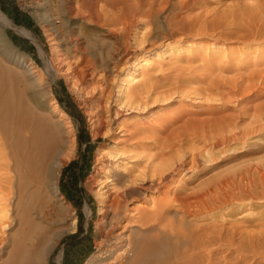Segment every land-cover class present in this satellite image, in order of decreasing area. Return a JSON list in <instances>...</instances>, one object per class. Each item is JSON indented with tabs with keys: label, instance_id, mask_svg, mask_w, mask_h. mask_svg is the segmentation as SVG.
I'll use <instances>...</instances> for the list:
<instances>
[{
	"label": "bare ground",
	"instance_id": "bare-ground-1",
	"mask_svg": "<svg viewBox=\"0 0 264 264\" xmlns=\"http://www.w3.org/2000/svg\"><path fill=\"white\" fill-rule=\"evenodd\" d=\"M202 1L77 0L67 5L68 13L73 14L70 17L80 16L87 26L99 28L98 39L110 43L108 49L96 51L90 42H85L86 49L75 39L73 47L79 52L74 60L76 71L73 76L61 72L69 83L75 77L84 84L95 78L97 109L90 119V132L93 139L106 140L94 165L100 176L85 183L90 190L97 188L100 220L96 225L102 233L85 264H234L248 255L264 259V221L248 230L241 224L197 223V218L227 204L262 202L264 164L218 175L191 191L177 186L182 170L195 171L229 150L232 143L264 130V102L232 114H224L215 105L231 102V96L248 95L258 84H251L258 72H247L246 78L236 73L230 79L220 72L237 69L231 54L244 52L229 43L264 41V0H260V8L257 4L258 29L245 32L221 31L229 20L222 13L218 17L202 11ZM196 7L202 12L193 14ZM235 20L240 23L242 17ZM0 21L41 49L30 30L1 12ZM82 30L78 33L84 37ZM220 48L232 53L225 57ZM220 51L224 57H219ZM185 52L184 60L180 54ZM172 53L175 60L163 68L161 59ZM154 57L157 62L148 59ZM181 59L183 65L178 64ZM46 64L51 71H61L53 56L46 58ZM215 64L217 69L203 73L204 79L193 78L195 72ZM202 80L206 83L196 85ZM244 80L254 81L248 85ZM226 84L230 86L225 88ZM0 99V264H45L52 239L47 225L39 220L44 212L33 206L38 196L30 185L32 178H41L50 213L68 207L59 196L56 175L72 156L73 133L67 115L57 106L50 107L46 124L43 113L23 112L20 96L9 86L2 90L0 85ZM13 116L19 121L11 127ZM244 117L249 119L245 125L240 123ZM110 141L113 146L105 149ZM147 195L149 202L138 199ZM85 208L89 215L90 209ZM14 221L17 226L11 228ZM75 222L72 219L68 228Z\"/></svg>",
	"mask_w": 264,
	"mask_h": 264
},
{
	"label": "rangeland",
	"instance_id": "rangeland-1",
	"mask_svg": "<svg viewBox=\"0 0 264 264\" xmlns=\"http://www.w3.org/2000/svg\"><path fill=\"white\" fill-rule=\"evenodd\" d=\"M71 1L74 2L77 0ZM71 1L0 0V12L8 19L12 20L16 25L23 26L30 30L38 38L41 48L39 49V47L29 38L18 34L8 26H4L0 21V85H2V90H7L9 86L12 92L20 96V99L25 107L23 112L29 115L43 113L46 118V124L48 123L46 114L49 112L50 107H52V105L55 107L57 106L67 115L65 119H67L73 133V141L70 142V148L73 151L72 156L68 159H65L64 164L60 167L59 175H56L59 196H61L63 202L66 203L68 207L64 208L58 213H50L49 209L47 208L49 199L43 195V188L41 187L40 183L41 178H32L33 183L30 185L31 189L36 190L38 196L33 206L37 211L41 209V212H44L45 214L43 219H39L41 218L39 216L38 219L44 221L43 224L47 225L45 226L48 228V234H50L48 236H51L49 238L52 239V241H50L52 246L46 255L45 264H85L86 260L96 249L95 241L98 240L102 235V233L97 229L96 225L100 220V215L98 214V199L95 191L97 188L94 186L92 188L93 190H90L87 186H85V183L89 179L92 177L96 179L100 176V172H96L94 165L97 163L96 158L98 157L99 152L102 151L101 149H104L103 142H106V140L101 137L93 139L90 132V119L93 117L94 111L97 109L96 95L98 88L97 84H95L97 82L94 78L93 80L87 82V84H84L81 81L79 82V78L75 77L72 78L71 82L69 83L63 74L64 72L68 71L70 72V75L72 74L71 76H73L74 72L76 71L74 60H76L77 53L79 52L77 49L75 52L73 47L76 43L75 39H79L81 43L83 42L80 44L82 46L81 48L88 49L85 45V42H90L91 47L94 46L95 50L98 48L96 51L100 49H108L110 47V43L107 40H102V38H100L102 42H99L100 39H98V37L100 36L97 34L99 32V28L93 26L90 27L89 25L87 26V24L84 23L85 21L81 20L80 16H77L78 18H72L69 16L71 14L68 13L69 11L67 10V5H69ZM260 3V0H203L201 7L203 4L202 11H205L208 14L212 13L213 16L216 15L218 17L220 16L219 13H222L221 17L227 18V21L229 20L228 22L230 23L229 25H226V28L224 27L225 30H221V28H219L221 31H226L227 29V31H229V29L232 30L233 28L246 31L250 29L252 30L253 28L255 29L256 27L258 29L259 23H257L256 15L260 10ZM202 8L199 7L200 10ZM199 9L196 7L192 13L194 14L202 12ZM213 11L217 14H215ZM254 12H256V14ZM233 15L234 19L237 18L238 20H241L242 17L241 22L239 23V21L237 22L235 20V23L234 19L232 18ZM229 16H232L231 19L233 20H231ZM16 18L22 19L17 21ZM225 18L223 20H226ZM243 20L244 22H242ZM232 22L234 27L233 25H230ZM73 23L77 25V28L75 25H73ZM235 25H239L241 27H235ZM227 26L230 28H227ZM81 27H83V30ZM88 29L91 30L88 31ZM79 30H82L83 34L86 36L88 35V37L89 33H93L91 34L93 36L90 35L91 38H86L84 35V38L82 37L83 35H79ZM220 30H217L218 33ZM91 39H95L93 40L94 42ZM22 41H26V44L23 46L18 43ZM95 41L97 44L100 43V47H97L98 45L95 43ZM231 43H229V47L244 49L243 54L240 53L239 55H233L232 52V54L230 53L232 65L238 67L239 69L235 68L226 71L221 70L222 72H220V74L222 73L221 75L223 77L226 76V79H230L231 75L233 77V75H236V73H239V75L242 74L244 77L247 76V72L251 71L255 72V75H257V72L259 74L253 78L255 80H253L254 82L252 80H244L249 82L248 85H250L251 82H253L251 84L258 83L257 85L255 84V89L253 88L251 90L252 92H248V95H238V97L231 96V102L229 101L227 104H221L218 102L215 103V105L219 104L222 109L218 107L219 105H216L218 109L223 113L226 112V114H228V112L230 113V111L232 114V112L236 113L238 110L241 111L247 108L252 109L255 104L258 105V103L264 102V41L257 44L250 43L248 45H241L236 42ZM93 49L89 50L90 53H94ZM220 50L225 52L224 55L227 54L225 57H229L230 54L228 53V50L224 48L223 50L220 48ZM221 51L218 53V55L221 53L222 56L219 57H224L223 52ZM174 53L161 59L164 61L163 68L167 67L168 64L175 60ZM180 55L183 56L182 58L185 60L186 52ZM51 56L54 57L58 67L60 66V72L51 71L49 68L47 69L48 66L46 64V58ZM148 59L155 62L158 61L156 57ZM183 59H181L178 64L183 65L184 63H180L184 62ZM27 64H30L29 68L31 67V69L27 67ZM212 67L210 69H202V71L199 70L195 72L196 74L194 73V76H197L193 78L204 79L205 76L203 73L206 71L211 72L213 71L212 69H217L216 64ZM199 74L201 75L199 76ZM95 77H97V75ZM195 79L192 80L195 81ZM9 81L11 82V85H8ZM195 83L196 85H203L206 83V80ZM245 83L243 85H246ZM62 86L66 88L70 95L71 102L74 104L73 106L71 104H67L65 101L66 99L63 98L70 111H67L63 106H61L57 99L58 95L62 96ZM229 86L230 85L226 84L225 88H228ZM28 102L30 104H28ZM187 102H189V100H187ZM249 105H253L251 106L252 108ZM74 106H76V108ZM2 108L3 106L1 109ZM6 108L8 107H5V109ZM75 109L78 110V113H76ZM85 110H87V113ZM219 110L217 111L219 112ZM221 112L218 114H221ZM162 115L165 116V114ZM248 120V117H244V121L241 120L242 122L240 121V123L245 125L248 123ZM18 121L19 117L13 116V118L9 120V124L11 127H13L17 125ZM83 121L86 125L90 138L88 144L80 142V139L83 137ZM261 131L251 135L250 137H247L245 140L239 141L240 143L238 142L236 145L232 143V146L230 145L231 148H229V150H225L219 155L218 158H215L213 162L205 163L201 165V167H198L195 171H189L186 169L182 170L177 177V186L180 185V187L186 189L187 191H191L196 189V187L198 188L199 186L204 185L205 181L207 182L212 178H216L218 175L232 173L234 171L237 173L248 168L251 169V167L258 166V164H264V130ZM112 146L113 142L110 141L108 145L105 146V149L111 148ZM53 181L55 180L52 179L51 183H53ZM182 183H184V185ZM40 197L41 200H46L44 201L46 204L43 201L42 202L44 204L41 202ZM44 197L46 199H44ZM138 199H140V201H143V199L146 201L147 199V202L150 200L148 195L144 198ZM246 201L248 200H245L242 203L236 202V204L232 203L224 205V207L222 206L221 209L211 212V214L203 216L202 218H197V223H209L211 221H216L218 223L222 222L227 226H231L229 224H241L240 226L242 227L244 225L242 228H247L246 230L250 229L251 227L256 228V222L259 223L264 221V200H262V202L258 200L248 202ZM134 204L135 200L128 203V206L131 207ZM85 207L90 209L89 215L86 214ZM72 219L76 220L75 226L72 228L73 230L68 228V223H70ZM254 223L255 225H253ZM12 224L13 225L11 228H14L15 221ZM16 226L17 225H15V227ZM79 228H81V231ZM50 230L55 232H50ZM51 233H53V236ZM230 256L233 258V254ZM248 256L246 257L247 259H242V261H234L237 262L236 264H251L252 261L254 262L252 264H259L260 262L264 263V259L261 260L259 257H256L255 261L253 257H250L251 255ZM257 260H259V262Z\"/></svg>",
	"mask_w": 264,
	"mask_h": 264
},
{
	"label": "trees",
	"instance_id": "trees-1",
	"mask_svg": "<svg viewBox=\"0 0 264 264\" xmlns=\"http://www.w3.org/2000/svg\"><path fill=\"white\" fill-rule=\"evenodd\" d=\"M19 19H22V18H16V20L17 21H19ZM25 19V18H24ZM21 46H23L24 44H26V41H22V42H18ZM61 95L63 96H60V95H58L57 96V99H58V102H59V104L61 105V106H63L67 111H70V109L68 108V106L65 104V101L67 102V104H71L72 106L74 105V104H72V102H71V98H70V95H69V93H68V91L66 90V88L64 87V86H62V88H61ZM66 99L65 101H64V99ZM75 108H76V106H74ZM75 111H76V113H78V110H76L75 109ZM83 124H82V133H83V137H82V139H80V142L81 143H86V144H88L89 143V141H90V138H89V135H88V131H87V128H86V125H85V123H84V121L82 122ZM79 230L81 231V228H79Z\"/></svg>",
	"mask_w": 264,
	"mask_h": 264
}]
</instances>
